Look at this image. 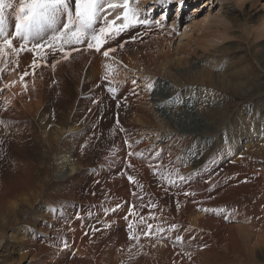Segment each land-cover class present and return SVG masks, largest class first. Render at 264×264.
Masks as SVG:
<instances>
[{
	"label": "bare ground",
	"instance_id": "6f19581e",
	"mask_svg": "<svg viewBox=\"0 0 264 264\" xmlns=\"http://www.w3.org/2000/svg\"><path fill=\"white\" fill-rule=\"evenodd\" d=\"M238 1L231 7L239 8ZM165 2L160 6L166 9L169 1ZM107 3L122 4L123 0ZM136 3L132 0V7ZM120 11L117 7L106 13ZM204 20H194L189 27L199 29ZM164 27H137L108 42L101 52L82 49L54 69L51 56L48 66L40 67L39 55L27 51L0 61V68L8 60L19 64L9 65L7 73L0 72V86L15 75L21 79L26 69L31 73L33 59L38 62L34 75L16 80L24 94L0 105V120L4 121L0 125V264L251 261L250 244L260 241L264 230V201L255 213H244V208L255 198L264 200V146H256L259 150L245 145L239 148V136L243 130L264 136V118L253 115L245 125L238 122L232 128L229 117L237 105L233 100L252 78L262 80L261 73L254 63L227 62V76L220 78V54L225 49L197 56L196 49L202 44H194V50L186 43L172 46L176 29ZM12 31L14 20L10 18ZM137 33L140 39L118 48ZM186 37L184 32L179 38ZM195 37L193 32L187 39ZM19 44L14 40V46ZM114 46L117 51L104 57L105 48ZM190 52L197 60L194 63L193 58L187 59ZM106 74L126 82L119 86L115 99L102 79ZM149 80L155 83L151 93L143 86ZM198 83L196 88L190 87ZM134 88L138 95L132 94ZM162 89L169 94L164 95ZM123 97H127V107L117 108V100L123 103ZM168 97L186 98L203 119L202 128L194 127L191 119L181 122L185 106L178 103L177 108L169 109ZM93 98H102L103 103L95 105ZM162 104L167 107L161 108ZM117 115L127 133L116 130L113 134ZM226 126L231 135L219 138ZM252 137L248 136L249 142ZM141 138V143L134 142ZM125 139L133 141L131 148ZM154 149H163L159 169L155 168L157 162L149 159ZM129 152L143 153V158L129 156ZM170 162L180 175H191V182L181 184L177 176H169ZM154 169L164 178L154 175ZM168 179L178 186H170ZM186 191L197 194L186 197ZM36 205H40L39 217L30 214ZM117 205L118 210L105 214V209ZM140 217L153 229L157 225L179 227L157 233L164 237L159 240L143 235L129 240L128 224H136ZM17 227L26 235H11ZM177 235L184 237L182 244L175 241ZM240 236L245 241H240Z\"/></svg>",
	"mask_w": 264,
	"mask_h": 264
},
{
	"label": "snow or ice",
	"instance_id": "6c2138e0",
	"mask_svg": "<svg viewBox=\"0 0 264 264\" xmlns=\"http://www.w3.org/2000/svg\"><path fill=\"white\" fill-rule=\"evenodd\" d=\"M117 7L123 8L122 16L124 22L122 24H114L109 21L104 14L108 10H114ZM141 12L138 8L130 6L129 0H123L122 4L107 3V0H0V61L9 57H19L22 52H31L39 55L40 67L48 66L47 60L51 56L53 62L51 67L54 69L57 64L69 60L73 54L84 51L94 50L95 52H101V49L110 41L117 40L123 34L130 32L137 27H142L146 30H151L153 27H162L161 21L153 20L150 18L141 19V15L144 17H150L151 12ZM10 18L14 20V31L9 32ZM120 17H117L119 19ZM165 20L167 17L164 18ZM146 34V33H145ZM140 39V34L131 36L129 40L123 41L118 45L119 49H123L128 43H133ZM14 40H19V47L14 46ZM86 44V47H85ZM29 45H31L29 47ZM117 51V48H105L103 51L104 57H109L110 53ZM59 56V59L56 57ZM9 64H13L14 67H19L18 60H8ZM38 66L36 59H33L32 64L29 66L32 68L30 73L27 69L22 73L21 79L28 75H34L35 68ZM4 69L0 68V72ZM104 81H107V91L111 94L112 98H116V93L121 84L126 83L124 81H116L110 79V75L106 74L102 77ZM136 80L132 81V84L136 85ZM26 87V85H25ZM149 92L155 90V83H149L145 86ZM2 91V89H0ZM133 95H138L135 88L132 91ZM92 103L100 105L103 103L101 99H92ZM170 104L171 101L166 102ZM164 106L163 104L161 105ZM127 107V97H123V103L117 100V108ZM91 112V109H89ZM4 121L0 120V125H3ZM116 130L127 133V129L123 128L120 124L119 115H117L116 123L112 129L113 134ZM140 140L134 141L135 143H141ZM124 143L127 147L131 148L133 141L125 139ZM229 152L231 149L228 150ZM163 149L153 150L150 153L149 159L156 161V169L161 167L159 163ZM129 156H137L143 158V153L129 152ZM195 155V154H193ZM131 167V165H128ZM149 167L153 165L150 163ZM168 175H175L178 177L179 182H191L190 176L180 175L179 169L172 166L169 163ZM198 175V173H195ZM154 175L164 178V174L154 169ZM130 181L133 177L129 176ZM170 186H178L177 182L168 179ZM197 193L194 191H186L184 195L195 196ZM213 197H209L212 199ZM120 208V205L116 206V209H105V214L109 211L115 212ZM180 204L177 201V210L179 211ZM55 211V209H53ZM204 211H208L204 209ZM224 211V209H221ZM79 218V217H78ZM153 217H149L151 219ZM128 217H125L127 220ZM105 227H109L106 225ZM179 226L172 224L169 229L160 227L159 225L153 229V225L148 223L144 217H140L136 224H128L129 240H138L140 235L144 237H155L157 240L164 238L163 235L157 236V233L164 234L169 230H176ZM134 229H142L141 232H136ZM96 231V230H94ZM177 243H183L184 237L177 235L175 237ZM64 246L68 247L67 242L64 241ZM155 245H153L154 247ZM188 255V254H186ZM190 258V256H189Z\"/></svg>",
	"mask_w": 264,
	"mask_h": 264
},
{
	"label": "rangeland",
	"instance_id": "374dc122",
	"mask_svg": "<svg viewBox=\"0 0 264 264\" xmlns=\"http://www.w3.org/2000/svg\"><path fill=\"white\" fill-rule=\"evenodd\" d=\"M154 1L156 2V0H137L135 7L141 5L139 9H143L142 6L145 4H155ZM163 1H166L164 4H167L168 2V0ZM177 1L178 0H172L171 5L173 6V4H178V6L183 9L180 12L176 25L177 29L175 30V33L177 32V35L175 37L173 36V39L171 40L172 46H176L179 43H186L188 46H190V50H194V44H202V47L198 46V49H196L197 56H200L203 54V52H208V50L212 52L214 50L219 51L221 49H225L226 51L220 54V60L222 63V67L220 68V78L227 76V62H238L239 65H245L249 62L254 63L255 69L261 73L262 80L252 78L248 85L243 88L242 93L238 94L239 96L233 100L237 105L230 112L231 115L229 117V121H231V127L234 128L232 124L237 125L238 122H244L242 125H245V122L251 120L253 115L256 118H259L260 116L264 118V0H239V8L231 7L234 0H179L181 2L180 4ZM159 3H162L161 0ZM167 5L169 6V4ZM175 8L176 6L172 7V10H175ZM160 9L156 10L155 19L159 17ZM166 9H164L165 15ZM196 9L198 10L197 12H195ZM177 13L179 14V11L169 14V19H167L168 25L174 26L176 24L173 21ZM140 18L144 19V16L141 15ZM201 18L202 20L206 18V20L202 22V25L199 27V29H192V26L189 27L192 25L194 20H198L197 22H200ZM207 20H210L211 22L206 23ZM172 26L165 27L167 28ZM165 27L163 29H165ZM184 32L187 33V37L195 32L196 40L195 38L189 40L187 37L186 39L181 40L179 37L182 36ZM114 47L116 48V46ZM238 48H242L243 51H239ZM192 53L193 52H190V58L187 56V59H191L193 56H195ZM191 54L193 56H191ZM173 55L176 56V54ZM196 61L197 60L193 58L192 63ZM9 65L11 64H2V69H4V72L7 73L9 71ZM16 80L21 79L19 76L15 75L7 79L3 86H0V89H2V91H0L1 106L12 103L15 100L16 95L22 96L24 94L23 89L16 82ZM152 81L153 80H149L143 85L144 89L148 93L151 92H149L145 86L149 83H152ZM199 84L200 83L197 85L193 84L190 87L196 88ZM23 88L25 89L27 86L25 87L23 84ZM162 92L166 96L169 94L168 91L164 89H162ZM185 99L186 98H174L173 100L171 97H168V101H171L169 104L170 107L168 108H177L176 106L178 103L182 104V106L184 105L185 111L181 118H179L180 121L189 122L191 119L193 126L201 129L202 127L200 126L203 124V119L201 117L199 118L195 114V110L191 108V104ZM161 108L163 107L161 106ZM227 126L219 138H223L226 134L227 136L231 135L232 132H227ZM248 136H253L251 142H249ZM256 136L258 137L256 138ZM263 141L264 136L262 134L243 130L239 136V148H242L245 145L247 147L259 150L256 146H264ZM263 201L264 200L262 197L255 198L246 205L244 208V213H255V210L263 203ZM39 210L40 205H36L30 214L34 215L35 217H39L41 215ZM21 214L22 211L19 210L18 217H20ZM13 232H15V235L17 236L26 235V231L22 227H17L16 230L10 231L11 235L14 236ZM239 240L243 242L245 241V238L240 236ZM250 245L253 247V256L250 259L251 261L247 264H264V230L260 241L252 242ZM228 257L229 256L227 255V261L229 260Z\"/></svg>",
	"mask_w": 264,
	"mask_h": 264
}]
</instances>
